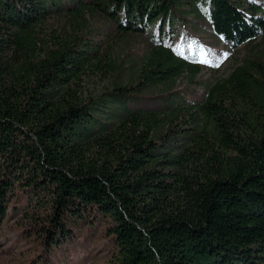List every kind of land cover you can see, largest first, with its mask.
I'll return each mask as SVG.
<instances>
[{
	"label": "trees",
	"instance_id": "trees-1",
	"mask_svg": "<svg viewBox=\"0 0 264 264\" xmlns=\"http://www.w3.org/2000/svg\"><path fill=\"white\" fill-rule=\"evenodd\" d=\"M77 1L0 0V222L17 192L48 246L76 219L106 218L113 264H264V53L244 56L198 103L118 110L116 89L94 105L77 89L82 75L105 71L106 52L73 35L92 11L122 37L200 5ZM246 4L207 2L211 29L234 46L264 35L263 11ZM185 111L201 116L193 132L168 135Z\"/></svg>",
	"mask_w": 264,
	"mask_h": 264
},
{
	"label": "rangeland",
	"instance_id": "rangeland-1",
	"mask_svg": "<svg viewBox=\"0 0 264 264\" xmlns=\"http://www.w3.org/2000/svg\"><path fill=\"white\" fill-rule=\"evenodd\" d=\"M43 1L62 7L79 3L76 0ZM194 1L200 6L187 7L188 12L182 5L175 6L164 18L146 20L143 34L122 37H114L113 24L99 11H92L73 35L88 38L91 41L88 46L105 50L106 66L105 71L81 76L77 89L79 98L91 97L94 100L91 103L96 105L111 99L115 90L120 89L122 93L112 104L118 110H123L124 103L155 108L198 103L203 100L206 88L226 77L244 56L264 53V35L237 46L222 40L208 22V0ZM234 1L246 6L248 1L257 3L264 19V0ZM82 3L93 6L94 0ZM159 42L172 50L173 57L162 59ZM147 72L151 76L146 77ZM187 114L185 111L179 115L181 119L167 131L168 135L174 130L175 136L193 132L191 129L201 116L197 118L192 112L195 118H190ZM79 131L82 129L76 126V139ZM28 200L15 192L8 201L0 222V264H113L115 249L107 231L108 219H97L95 224L86 226L76 219L67 227V238H62L58 245L48 246L32 222L34 214Z\"/></svg>",
	"mask_w": 264,
	"mask_h": 264
}]
</instances>
